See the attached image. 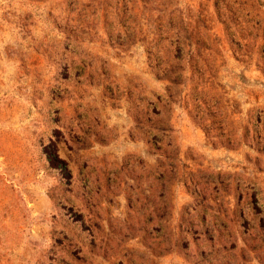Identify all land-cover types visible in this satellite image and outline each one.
<instances>
[{
    "label": "rangeland",
    "instance_id": "rangeland-1",
    "mask_svg": "<svg viewBox=\"0 0 264 264\" xmlns=\"http://www.w3.org/2000/svg\"><path fill=\"white\" fill-rule=\"evenodd\" d=\"M0 264H264V0H0Z\"/></svg>",
    "mask_w": 264,
    "mask_h": 264
}]
</instances>
